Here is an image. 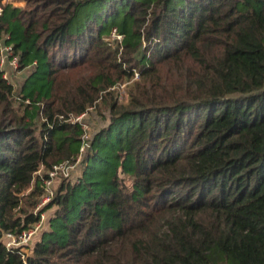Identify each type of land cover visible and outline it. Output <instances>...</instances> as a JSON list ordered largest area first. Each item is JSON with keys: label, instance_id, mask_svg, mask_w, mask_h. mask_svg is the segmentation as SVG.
<instances>
[{"label": "trees", "instance_id": "16d2710c", "mask_svg": "<svg viewBox=\"0 0 264 264\" xmlns=\"http://www.w3.org/2000/svg\"><path fill=\"white\" fill-rule=\"evenodd\" d=\"M17 1L0 51L36 66L17 95L0 69V264H264V0ZM91 108L108 124L79 176L30 253L7 249Z\"/></svg>", "mask_w": 264, "mask_h": 264}, {"label": "built area", "instance_id": "2783aa9c", "mask_svg": "<svg viewBox=\"0 0 264 264\" xmlns=\"http://www.w3.org/2000/svg\"><path fill=\"white\" fill-rule=\"evenodd\" d=\"M1 12V9H0ZM123 36L117 31V29L113 28L110 31L109 38L107 39L109 45L112 48H117L119 50V53H121L122 50V42H123ZM0 69L3 71V77L6 78V69H10L13 71H18V58L12 56V50L9 46H2L0 51ZM35 63H33L30 67L31 70L35 67ZM27 69V68H26ZM25 70V69H24ZM23 71V70H22ZM18 71V72H22ZM138 73L134 71L133 79L132 81H135L138 79ZM86 115L82 114L78 116L77 118H74V122H79L82 124L83 134L81 135V141L82 146L80 148V154L74 161H67L59 165H55L52 167V169L48 170L46 175L47 178H45L42 181L41 184V190L42 195L40 197L39 204L36 207V210L34 211V214L37 215L39 212V219L36 223H34L30 228L27 230H23L20 234L7 232L3 235V243L5 244V247L7 249L11 248H19L23 252L24 247H28L31 245V247L35 244V242L39 239L41 232L43 231L45 227V223L48 220V217L46 216L47 211L41 212V210L48 205L51 200L54 197V182L58 175L63 176L62 178H69L70 171L77 167V165H80L81 162V154L84 152L85 144L88 143L87 139H85V125L82 123V118ZM88 147V144L86 148ZM85 148V149H86ZM37 238V239H36ZM36 239V240H35ZM35 242L33 243V241ZM33 243V244H32ZM23 264H26L24 255L22 256Z\"/></svg>", "mask_w": 264, "mask_h": 264}, {"label": "rangeland", "instance_id": "374dc122", "mask_svg": "<svg viewBox=\"0 0 264 264\" xmlns=\"http://www.w3.org/2000/svg\"><path fill=\"white\" fill-rule=\"evenodd\" d=\"M5 2L6 3H10V4H12L13 6H16V7H22L23 6V3L19 2L17 0H5ZM31 71H32L31 68H27V69L23 70L22 72L6 69V78L19 91V87L22 85V82L30 74ZM127 84L128 83H125V84L119 85L116 88H114L115 91H117V93L119 94V99L120 100H123L125 98V94L124 93H125ZM82 123L85 125V131H86L85 132V139H87V141H88L89 138L91 137V135L95 131H98L99 129L105 127L108 124V115H107L106 112L105 113L103 112L102 115H100V113L97 112L96 109L91 108V109H89L87 114L82 118ZM87 144H85L84 149L86 148ZM81 168L82 167H81V164H80V165H77L76 168H74L72 170H69L71 174H70L69 178H67L66 180L73 182L79 176ZM62 177L63 176H61V175L57 176V178H56V180L54 182V191L58 187L59 182L61 180L65 179V178H62ZM53 211H54V207L49 209V210H47L46 216L49 218V216L52 214ZM46 223H45L44 229L46 228ZM35 240L33 241V243L35 242ZM30 249H31V245L28 246V247H24L23 248V252L26 253V254H29L30 253Z\"/></svg>", "mask_w": 264, "mask_h": 264}, {"label": "water", "instance_id": "95a60500", "mask_svg": "<svg viewBox=\"0 0 264 264\" xmlns=\"http://www.w3.org/2000/svg\"><path fill=\"white\" fill-rule=\"evenodd\" d=\"M18 92H19V91H18V89H16V91H15V95H17V94H18Z\"/></svg>", "mask_w": 264, "mask_h": 264}]
</instances>
